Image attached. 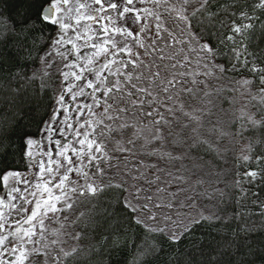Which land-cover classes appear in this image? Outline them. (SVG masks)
<instances>
[{"label":"snow or ice","instance_id":"1","mask_svg":"<svg viewBox=\"0 0 264 264\" xmlns=\"http://www.w3.org/2000/svg\"><path fill=\"white\" fill-rule=\"evenodd\" d=\"M262 41L264 0H0V264H264Z\"/></svg>","mask_w":264,"mask_h":264},{"label":"trees","instance_id":"2","mask_svg":"<svg viewBox=\"0 0 264 264\" xmlns=\"http://www.w3.org/2000/svg\"><path fill=\"white\" fill-rule=\"evenodd\" d=\"M261 46H264V41L261 42ZM252 49H250L251 51ZM222 62V61H221ZM220 83H223V81H221ZM216 86V85H214ZM244 101L241 99L240 100V104H243ZM246 143L245 140H241L240 143L238 144H231L228 142H223L222 146H226L229 148V153L226 157L227 159V163H225L224 161H220V160H213L214 164H218V167H223V168H227L229 169L231 172H236V171H243L245 170L242 165H243V161L240 162V164L236 163V154L238 153H246V149L243 148V145ZM199 155L203 156V158L205 160H210L212 159L211 155H208L206 153L205 150H201ZM201 176V173L197 172L194 175H192L191 179L195 180L198 177ZM202 178H204L206 181H211V185H209L208 182H206L203 185H199L202 188H204V191L202 193H200V199H203L204 201H206V204L209 208V210L211 211V205H214L216 203V199H214V194L211 192V188H223V184H216L214 181V178L211 175H205ZM229 179L231 177H228ZM245 188H248L251 190V192L254 194L253 195V199H264V182H262L260 179H257V181L254 184H246L244 185ZM221 207H224V205H220ZM228 210H234V207L229 206ZM80 211H84L86 214L88 212V206L87 205H81V206H77L72 212H80ZM76 218V216H74V219ZM73 220V219H72ZM256 222L259 223V217H256ZM75 224L76 230L78 232H82L83 235L81 238L78 239L77 244L82 246L83 248L87 249L88 245L90 243V238L92 236V231L90 226L86 223V222H81L79 220H77ZM142 228L140 229H133L130 232V235L132 236V238H135L134 233H140L142 234ZM135 248L133 245L129 244V246L124 250V254L121 256V258H125L127 257L129 260V264H131V254L134 253ZM85 264H94V261L91 259H88L87 253L85 254Z\"/></svg>","mask_w":264,"mask_h":264},{"label":"rangeland","instance_id":"3","mask_svg":"<svg viewBox=\"0 0 264 264\" xmlns=\"http://www.w3.org/2000/svg\"><path fill=\"white\" fill-rule=\"evenodd\" d=\"M168 24L170 25L171 24V21H168ZM153 31H155V29L153 28ZM148 130L145 129V135H148ZM141 143H143V141H141ZM196 194L192 196V200L195 201V206L191 208V211L193 213H197L199 212L201 209H204L205 211H210L207 204H206V201H204L203 199H200V193H202L204 191V188H202L201 186H196ZM2 191V190H0ZM191 202V201H190ZM185 211H188V209H185ZM78 212H71V213H66L68 215V218L69 220H72L74 219V216H76ZM50 227H59V225L53 221L52 224L50 225ZM63 231H66V232H69L71 235L70 236H65V237H62V239L64 240L65 244L64 246L67 247V246H71L73 244H77L78 240H74L72 239V237L75 236V233L78 232L76 230V227H75V224L72 223V224H68V223H65L64 224V227L62 229ZM50 239L51 238H54L50 235L49 237Z\"/></svg>","mask_w":264,"mask_h":264}]
</instances>
